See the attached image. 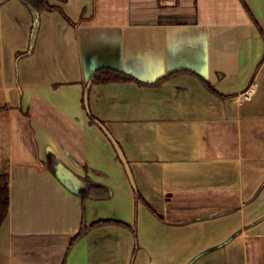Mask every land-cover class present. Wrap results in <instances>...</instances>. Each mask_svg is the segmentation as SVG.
Listing matches in <instances>:
<instances>
[{
    "label": "crops",
    "instance_id": "obj_1",
    "mask_svg": "<svg viewBox=\"0 0 264 264\" xmlns=\"http://www.w3.org/2000/svg\"><path fill=\"white\" fill-rule=\"evenodd\" d=\"M50 1L18 58L33 16L0 0V264H264V0Z\"/></svg>",
    "mask_w": 264,
    "mask_h": 264
},
{
    "label": "trees",
    "instance_id": "obj_2",
    "mask_svg": "<svg viewBox=\"0 0 264 264\" xmlns=\"http://www.w3.org/2000/svg\"><path fill=\"white\" fill-rule=\"evenodd\" d=\"M31 12L33 16V27L31 32V41H30V48L26 53L18 54V58L21 56L29 55L32 53L35 45V41L39 32L40 28V17L41 14L45 11H54L59 10L65 18L69 20V18L65 15V13L58 8L57 6L53 5L50 0H20ZM61 3H66L67 0H55ZM71 22V21H70ZM96 82L97 83H109L113 81H132L133 79L130 77L121 78L118 75H114L112 72L107 70L99 71L95 74ZM205 85L216 95L219 96L218 92H216L208 83L205 82ZM92 121H95V117L91 115ZM85 184V187H84ZM84 188V189H83ZM80 195L84 201L88 199L93 200H107L109 199V191L100 185H94L91 181L86 179V182L83 183V187L81 186L79 190L76 192ZM137 201L142 200V197L139 193L136 195ZM10 209V182L9 176L7 174H0V228L4 224L5 220L8 217ZM154 212V211H153ZM155 213V212H154ZM97 225V224H94ZM129 227V226H128ZM89 228L86 227L83 229L73 240L72 244L84 236L88 232ZM135 238L137 237L136 229L132 230ZM135 247V253L136 249Z\"/></svg>",
    "mask_w": 264,
    "mask_h": 264
},
{
    "label": "water",
    "instance_id": "obj_3",
    "mask_svg": "<svg viewBox=\"0 0 264 264\" xmlns=\"http://www.w3.org/2000/svg\"><path fill=\"white\" fill-rule=\"evenodd\" d=\"M92 83H93V80H90V82L87 85L86 92H85V106H86V109L88 111H89V89H90ZM95 124L101 129V131L106 135V137L108 138L110 143L113 145L115 151L117 152L119 160L121 161V163L123 164V166L126 170L127 176L130 180L132 187L135 190H137V186L135 183V179L133 177L131 167H130L120 145L115 140V138L112 136L110 131L104 126V124H102L99 121H95ZM57 175L59 176V178L61 179L62 182L67 183L69 185V187L71 188V190L73 192L76 193L79 190L81 185L73 173H71L70 171H66V170H60V171H58Z\"/></svg>",
    "mask_w": 264,
    "mask_h": 264
},
{
    "label": "built area",
    "instance_id": "obj_4",
    "mask_svg": "<svg viewBox=\"0 0 264 264\" xmlns=\"http://www.w3.org/2000/svg\"><path fill=\"white\" fill-rule=\"evenodd\" d=\"M254 92L253 90H249L247 93H246V98H251L253 96Z\"/></svg>",
    "mask_w": 264,
    "mask_h": 264
},
{
    "label": "rangeland",
    "instance_id": "obj_5",
    "mask_svg": "<svg viewBox=\"0 0 264 264\" xmlns=\"http://www.w3.org/2000/svg\"><path fill=\"white\" fill-rule=\"evenodd\" d=\"M247 92H248V91H247ZM247 92H245V98H246V93H247ZM246 99H249V98H246Z\"/></svg>",
    "mask_w": 264,
    "mask_h": 264
}]
</instances>
